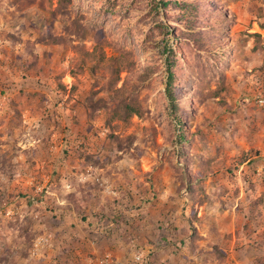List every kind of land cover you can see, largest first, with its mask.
<instances>
[{"label":"rangeland","instance_id":"rangeland-1","mask_svg":"<svg viewBox=\"0 0 264 264\" xmlns=\"http://www.w3.org/2000/svg\"><path fill=\"white\" fill-rule=\"evenodd\" d=\"M44 1L0 0V264H264V0H214L229 20L210 82L221 91L186 118V162L165 94L175 36L159 27L176 10L156 20L150 0ZM99 40L136 62L118 86L142 116L113 124L121 151L105 109L91 120L83 107L110 105L108 92L70 74L76 48ZM183 75L190 100L203 84Z\"/></svg>","mask_w":264,"mask_h":264},{"label":"trees","instance_id":"trees-1","mask_svg":"<svg viewBox=\"0 0 264 264\" xmlns=\"http://www.w3.org/2000/svg\"><path fill=\"white\" fill-rule=\"evenodd\" d=\"M46 1L48 6L53 2V0ZM41 2L45 3L44 0H41ZM58 2L60 6L64 7V3L67 0L62 2L58 0ZM43 4L41 3L40 6L45 9ZM149 6L151 11L157 15L156 20L159 18L160 8L163 10L166 19L170 18L171 15L169 13L176 10L174 11L175 15L171 16L175 19L176 25L170 27L160 22L159 27L163 30V33L175 36L174 44L165 48L167 53L165 57L167 73L165 94L171 114L177 125L175 130L177 131L176 139L178 142L179 160L186 162L189 160V156L185 149L187 146H191L190 138L186 131V118L189 114L193 115L197 102L206 103L209 98L214 99L220 95V84L218 83L215 89L212 90L210 82L213 78L212 74H216L221 66L220 63L225 61L224 52L221 50L224 37H229L226 33L229 27V20L225 13L221 12L220 7L214 3V0H150ZM53 12H51L52 15L54 14ZM80 34V39H83V29ZM106 46L110 45L105 40H99L91 50L86 49L82 45L78 46L76 54L71 58V65L74 69L70 71V74L75 77L76 72H88L97 87L94 96L100 92H108L111 101L110 105L103 99L92 102L90 96L85 99L83 107L89 119L96 115L95 112L98 109H105L104 124L109 129L107 141H111L121 151L124 150L127 142L114 134L113 124L118 121L127 123L133 116H142V110L134 97L135 95L133 93L126 94V91H124L125 82L123 81L118 86L120 74L122 72L131 74L135 70L136 62L133 53L124 49H119L117 55L107 57L104 52V47ZM198 52L200 55L204 53V58L197 55ZM33 58V62H36V57L34 56ZM209 58H212V60L209 61ZM153 67V65H148L142 74L136 75V83L132 86L133 92H137L141 83L152 74ZM181 72L184 74L183 78L190 76L195 78V76H198V85L203 84L201 89L193 87L190 100L187 99L186 95H182L183 81L181 80ZM59 85L64 88L61 83ZM74 90V87L71 88L72 92ZM187 102L190 103L192 112H187L184 109L183 104ZM114 128H116V125ZM91 159V156L85 157V164H88Z\"/></svg>","mask_w":264,"mask_h":264},{"label":"built area","instance_id":"built-area-1","mask_svg":"<svg viewBox=\"0 0 264 264\" xmlns=\"http://www.w3.org/2000/svg\"><path fill=\"white\" fill-rule=\"evenodd\" d=\"M263 101H261V103H262ZM100 264H108V261L107 260H102V261H100Z\"/></svg>","mask_w":264,"mask_h":264}]
</instances>
